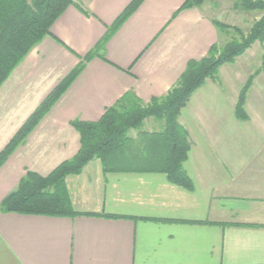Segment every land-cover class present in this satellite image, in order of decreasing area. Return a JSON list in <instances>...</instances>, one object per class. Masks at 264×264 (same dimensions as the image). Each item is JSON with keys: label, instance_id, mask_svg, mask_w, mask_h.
<instances>
[{"label": "crops", "instance_id": "obj_1", "mask_svg": "<svg viewBox=\"0 0 264 264\" xmlns=\"http://www.w3.org/2000/svg\"><path fill=\"white\" fill-rule=\"evenodd\" d=\"M185 1L143 0L84 62L132 0H76L2 84L0 152L83 64L0 167V264H264V88L250 87L247 120H238L246 73L234 66L241 57L207 80L179 115L193 191L162 174H105L94 160L65 180L76 215L1 210L27 172L45 177L76 155L72 123L96 122L128 93L143 104L165 96L189 61L227 42L211 22L219 14L211 2L178 12ZM236 75L243 82L230 87ZM146 124L148 132L161 128Z\"/></svg>", "mask_w": 264, "mask_h": 264}, {"label": "trees", "instance_id": "obj_2", "mask_svg": "<svg viewBox=\"0 0 264 264\" xmlns=\"http://www.w3.org/2000/svg\"><path fill=\"white\" fill-rule=\"evenodd\" d=\"M75 1L0 0V87L30 51L50 35L53 23L69 6L75 5ZM211 1L186 0L178 12L201 8ZM229 1L238 14H260L247 32L243 33L238 27L213 19L211 22L214 27L229 38L223 46L213 44L204 58L189 61L176 84L165 96L143 104L128 93L108 108L96 122L72 123L79 136L76 155L60 163L45 177L27 172L17 190L6 197L1 210L51 217L76 215L65 180L69 176L79 175L94 160L100 162L105 174H162L171 185L188 192L193 191L192 181L183 168L190 144L187 132L178 123L179 115L192 95L207 80L216 81L222 66L233 64L253 44H264V0ZM142 2L132 0L95 49L84 57V62L104 48L108 38ZM82 67L83 64L63 79L30 115L0 152V167L60 98ZM261 71L264 72V64L260 71L247 79L240 90L234 110L238 120H247L244 110L246 95L254 77ZM149 120L158 122L160 130L145 131V124Z\"/></svg>", "mask_w": 264, "mask_h": 264}, {"label": "rangeland", "instance_id": "obj_3", "mask_svg": "<svg viewBox=\"0 0 264 264\" xmlns=\"http://www.w3.org/2000/svg\"><path fill=\"white\" fill-rule=\"evenodd\" d=\"M211 3L216 7L213 8L216 9L215 12L220 14L216 16V18L219 19L220 22L238 27L243 33L247 32L252 22L260 16L259 13L246 15L236 13L232 9V2L229 0H212ZM228 39L229 38L226 37V40ZM263 55L264 44L261 45L258 42L253 44L252 47L246 51V55L241 56V58H239L238 62L235 64L234 67H237V73L242 74L245 72L247 81L250 76L254 75L256 72L262 69V66L264 64ZM236 80L237 82H231L232 85H230V87L239 88L238 82H243V76L236 75ZM252 84L254 90H261L262 88H264V72L261 71L260 74L255 76ZM158 126L159 123L156 122V127L158 128ZM144 130H150L147 124L145 125Z\"/></svg>", "mask_w": 264, "mask_h": 264}]
</instances>
